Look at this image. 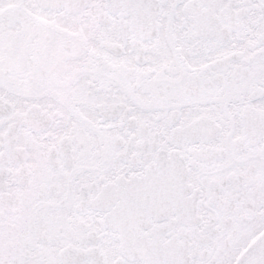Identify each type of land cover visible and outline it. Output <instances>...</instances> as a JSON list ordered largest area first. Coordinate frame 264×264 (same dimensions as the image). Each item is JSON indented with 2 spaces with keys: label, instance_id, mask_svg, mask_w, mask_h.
I'll use <instances>...</instances> for the list:
<instances>
[{
  "label": "snow or ice",
  "instance_id": "snow-or-ice-1",
  "mask_svg": "<svg viewBox=\"0 0 264 264\" xmlns=\"http://www.w3.org/2000/svg\"><path fill=\"white\" fill-rule=\"evenodd\" d=\"M0 264H264V0H0Z\"/></svg>",
  "mask_w": 264,
  "mask_h": 264
}]
</instances>
